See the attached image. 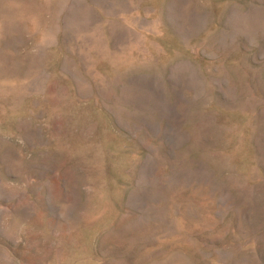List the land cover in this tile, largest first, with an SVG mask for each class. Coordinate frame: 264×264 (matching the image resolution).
I'll return each mask as SVG.
<instances>
[{
	"label": "rangeland",
	"instance_id": "obj_1",
	"mask_svg": "<svg viewBox=\"0 0 264 264\" xmlns=\"http://www.w3.org/2000/svg\"><path fill=\"white\" fill-rule=\"evenodd\" d=\"M0 264H264V0H0Z\"/></svg>",
	"mask_w": 264,
	"mask_h": 264
}]
</instances>
